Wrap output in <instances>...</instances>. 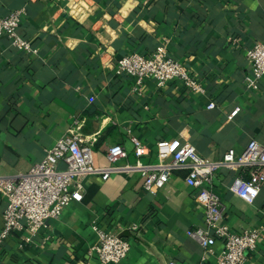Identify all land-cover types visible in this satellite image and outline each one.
I'll return each instance as SVG.
<instances>
[{
    "label": "crops",
    "instance_id": "crops-1",
    "mask_svg": "<svg viewBox=\"0 0 264 264\" xmlns=\"http://www.w3.org/2000/svg\"><path fill=\"white\" fill-rule=\"evenodd\" d=\"M20 8L26 16L19 33L34 50L0 38L2 174L40 161L76 117L96 138L99 165L108 164L115 144L131 152L132 135L150 147L151 161L160 140L189 141L210 160L241 153L254 138L264 144V76L255 90L245 85L247 51L264 40V0H0L1 15ZM166 42L203 92L148 79L137 94L133 77L115 73L121 57L151 54ZM186 175L175 171L157 194L146 192L135 172L88 176L83 200L70 202L23 247L26 230L1 238L6 201L0 195V264H100L89 254L98 243L96 224L129 239L120 264H215L222 244L203 260V249L187 234L205 226V212ZM235 176L222 168L214 179L226 221L234 228L264 225V186L246 202L229 189ZM245 264H264V238Z\"/></svg>",
    "mask_w": 264,
    "mask_h": 264
},
{
    "label": "built area",
    "instance_id": "built-area-1",
    "mask_svg": "<svg viewBox=\"0 0 264 264\" xmlns=\"http://www.w3.org/2000/svg\"><path fill=\"white\" fill-rule=\"evenodd\" d=\"M25 16V8L0 14V38L7 37L18 49L31 51L34 50L31 42L19 33ZM246 59L250 74L245 78V85L255 90L264 76V40L252 45ZM114 70L118 76L128 75L135 79L133 91L137 94L143 93L148 79H154L158 87L178 81L189 91H204L201 81L185 64L169 54L167 42L151 54L135 52L121 57L115 62ZM215 105L211 102L209 108ZM85 124L84 118H74L67 133L47 148L45 156L27 171L4 175L0 170V195L6 201L2 239L26 230L21 237V247L32 242L49 219L59 218L70 202L83 200L88 176L107 180L116 173L135 172L140 174L144 190L157 194L175 171L186 170V181L195 189V201L205 212V226L191 228L187 234L203 249V260L216 252L218 242L222 247L215 253V264H245L248 254L258 248L264 238V225L234 228L229 224L225 205L213 184L219 170L229 169L236 174L230 191L253 203L264 186V144L259 140H250L241 153L229 150L219 160L201 157L189 141L160 140L156 144L157 158L151 161L150 147L132 135L131 152L124 145L115 144L107 152L108 164L99 165L95 160L96 138L85 132ZM131 157L134 160L128 161ZM61 163L65 166L60 167ZM1 165L0 159V169ZM93 228L98 234V243L89 254L96 256L100 264H120L127 258L131 244L122 232L109 231L98 224ZM168 264L178 263L170 260Z\"/></svg>",
    "mask_w": 264,
    "mask_h": 264
}]
</instances>
